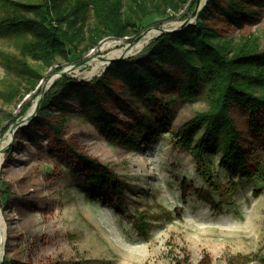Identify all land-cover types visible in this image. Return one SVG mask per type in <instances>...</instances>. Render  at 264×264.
Instances as JSON below:
<instances>
[{
    "label": "rangeland",
    "instance_id": "374dc122",
    "mask_svg": "<svg viewBox=\"0 0 264 264\" xmlns=\"http://www.w3.org/2000/svg\"><path fill=\"white\" fill-rule=\"evenodd\" d=\"M206 2L199 0L198 12ZM185 10H169L164 16L148 19L139 34L156 26L179 27L192 15ZM4 13L0 0V17ZM249 33L264 50V16L258 24L245 28L244 34ZM238 34V30L228 29L227 38L237 39ZM158 35L129 57L144 54ZM127 39L105 38L78 65L59 59L53 68H43L45 77L23 100L20 96L6 100L0 95L1 126L18 117L24 102L33 101L28 116L40 91L49 89L61 72L86 81L102 75L108 64L95 69L97 62L109 52L127 47ZM25 40L0 36V92L20 88L25 93L26 82L5 65L7 57L15 60L21 56ZM108 42L117 44L103 48ZM27 59L32 66L41 67ZM60 64L63 70L55 71ZM51 79L54 81L47 86ZM112 90L122 93L121 107L110 104L122 118L124 130L131 131L135 119L145 123L143 131L132 130L144 142L139 148L111 142L79 114L66 123L64 141L56 140L48 126L39 125V147L25 140L14 123L5 134L0 129V190L4 181L12 191L7 207L0 198L5 231L0 264L4 259L7 264H264V131L256 135L249 127L247 112L232 107L251 172L248 178L232 177L221 163V151L198 152L203 130L191 149L181 145L184 125L210 106L207 85L201 84L192 99L164 91L158 103L122 92L117 82ZM258 120L264 130V114ZM28 123L24 120L23 126ZM70 146L115 172L120 192H113L115 181H111L103 195H97Z\"/></svg>",
    "mask_w": 264,
    "mask_h": 264
},
{
    "label": "trees",
    "instance_id": "16d2710c",
    "mask_svg": "<svg viewBox=\"0 0 264 264\" xmlns=\"http://www.w3.org/2000/svg\"><path fill=\"white\" fill-rule=\"evenodd\" d=\"M196 3L197 0H1L5 13L0 17V36L26 38L21 44V56L15 60L7 57L5 65L27 87L25 93L13 88L0 95L6 100L15 96L23 100L45 77L43 68H53L59 59L76 64L105 38H128L132 42L148 19L164 16L169 10L177 13L185 8L184 13L192 12ZM263 16L264 0H207L195 22L184 30L158 35L141 56L115 60L91 81L63 73L43 93L36 116L20 127L19 133L39 147L42 136L37 127L46 125L56 140L64 141L66 123L70 116L79 114L111 142L139 148L144 142L132 130L143 131L145 123L135 119L132 130H124L122 118L110 104L121 107L122 93L112 90L114 83L121 86L122 92L128 91L149 103L160 102L159 94L164 91L192 99L199 86L205 84L210 106L184 125L181 145L191 149L197 133L203 130L197 146L199 153L221 151V163L232 177H251L248 153L232 107L246 111L250 129L262 135L258 116L264 114V50L257 37L244 34V30L258 24ZM231 28L239 31L237 39L227 38ZM27 58L41 67L32 66ZM63 68L60 64L55 71ZM32 102L23 103L17 118L27 113ZM164 106L168 109L167 102ZM121 111L131 117L125 108ZM17 118H12L9 125L0 124L1 133L5 134ZM70 151L87 172L86 179L94 183L97 195H103L111 181H115L113 192H120L115 172L77 146H70ZM11 195V187L1 181L4 207Z\"/></svg>",
    "mask_w": 264,
    "mask_h": 264
},
{
    "label": "bare ground",
    "instance_id": "6f19581e",
    "mask_svg": "<svg viewBox=\"0 0 264 264\" xmlns=\"http://www.w3.org/2000/svg\"><path fill=\"white\" fill-rule=\"evenodd\" d=\"M162 28H166V26L160 27V29L153 28L149 30L147 33L144 34V36H142V38L134 46L124 47L122 49H117L109 52L105 57H103L101 60H99V62H97L94 68L97 69L101 66H106L111 58L120 57L122 55L129 56L134 52L143 49L152 37L161 33ZM116 44H117L116 42L115 43L108 42L103 46V48H108V47L110 48L115 46ZM53 81L54 79L49 80V82H47L46 85L47 86L50 85V83H52ZM34 108H35V104L32 106L29 112L30 113L33 112ZM0 164H1V159H0ZM2 224H3V220L1 218V213H0V258L3 256L4 238H5V233H4L5 231L1 226Z\"/></svg>",
    "mask_w": 264,
    "mask_h": 264
},
{
    "label": "water",
    "instance_id": "95a60500",
    "mask_svg": "<svg viewBox=\"0 0 264 264\" xmlns=\"http://www.w3.org/2000/svg\"><path fill=\"white\" fill-rule=\"evenodd\" d=\"M198 7H199V0H197V3H196V5H195V8H194L193 11H192V15H191V17H188L187 19H185V20L180 24L179 27H175V28H162V31H161L160 34H163V33H165V34H169V33H173V32H175V31H181V30H184L189 24H192V23H193L192 19H194V18L197 17V15H198ZM153 28H154V29H160V26L152 27V28H150L149 30H151V29H153ZM149 30H147L146 32L141 33V34H139L138 36H136L132 42H129V44H128L127 47H129V46H134V45H135V44H136V43L142 38V36H144V34L147 33ZM160 34H159V35H160ZM128 57H129V56L122 55V56H120V57L111 58V59L109 60L108 65H109L110 63H112L113 61H115V60H124V59H127ZM80 63H81V62H80ZM78 64H79V62L76 63L75 65H78ZM61 73L63 74V73H66V72L64 71V72H61ZM44 92H45V91H43V92L41 93V97H40L39 100L36 102V104H35V108H34L33 112H31L28 116H26L27 114H25V115H24L25 117L22 116V117L18 118V120H16V122L13 124L14 127H16V128H20V127L23 126V122H24V120L30 121V120L33 118V116L36 114L37 109H38V107H39V105H40V99L42 98ZM14 127H13V129H12L13 132H14Z\"/></svg>",
    "mask_w": 264,
    "mask_h": 264
}]
</instances>
